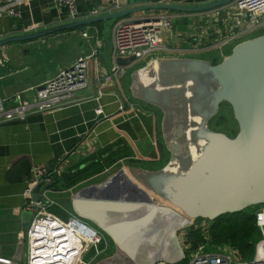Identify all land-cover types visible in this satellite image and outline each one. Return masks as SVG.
<instances>
[{"label": "water", "instance_id": "obj_1", "mask_svg": "<svg viewBox=\"0 0 264 264\" xmlns=\"http://www.w3.org/2000/svg\"><path fill=\"white\" fill-rule=\"evenodd\" d=\"M234 1L102 0L117 8L5 36L0 46L129 15L204 13ZM134 59L118 57L117 63L125 67ZM129 86L134 98L160 109V148L170 153L168 163L157 169L138 163L120 167L77 190L74 210L96 222L116 244L114 254L96 264H176L185 259L178 233L193 227L195 219L206 224L227 212L264 204V33L237 43L216 64L188 55L152 57L132 71ZM225 101L239 125L233 137L210 127ZM51 186L38 181L34 199ZM32 215L30 210L23 216L24 230Z\"/></svg>", "mask_w": 264, "mask_h": 264}, {"label": "crops", "instance_id": "obj_2", "mask_svg": "<svg viewBox=\"0 0 264 264\" xmlns=\"http://www.w3.org/2000/svg\"><path fill=\"white\" fill-rule=\"evenodd\" d=\"M98 1L77 0L80 17L90 16L95 7L100 11L117 8ZM153 1L198 5L213 0ZM4 3L6 0H0V5ZM17 8L20 15L16 18L21 20L22 29L14 30V18L8 17L4 11L0 12L3 37L71 21L69 9L55 0H23ZM235 11L233 3L204 13L164 10L162 16L178 20L176 24L172 21L161 33L164 50H161L163 55L160 56L198 57L194 54L215 51L216 55L209 60L219 62L227 55L224 46L241 37L227 40L230 35L227 26ZM133 17L137 16L124 19ZM117 21L119 19H109L0 46V94L7 108L15 105L13 99L17 93H21L26 102L34 103L38 84L54 78L79 56L97 51L89 60L88 88L78 91L71 102L53 110L32 108L22 117L0 118V255L18 262L26 261L27 242L19 236V232L24 230L23 216L31 210L26 202L25 189L36 176L38 167L45 166L50 171L60 167L61 173H64L93 155L122 146L129 149L131 156L117 160L112 167L94 177L106 174L115 166L119 169L131 163L157 162L163 158L166 149L160 148V109L127 96L119 78L104 80V76H110L114 61L113 27ZM83 32L89 35L85 37ZM99 83L104 92L100 99L103 113L100 114L97 112L99 102L95 98ZM74 152L85 153V159L72 161L70 158ZM94 177L73 188H63L67 191L80 189L91 184L88 181Z\"/></svg>", "mask_w": 264, "mask_h": 264}, {"label": "built area", "instance_id": "obj_3", "mask_svg": "<svg viewBox=\"0 0 264 264\" xmlns=\"http://www.w3.org/2000/svg\"><path fill=\"white\" fill-rule=\"evenodd\" d=\"M22 1L6 0V3L0 5V12H6L10 18L17 17L20 15L17 7ZM55 1L69 9L70 20L80 17L77 0ZM85 1L90 2V0ZM232 3L236 11L227 26L230 30L227 40L235 39L264 25V0H235ZM91 11L92 15L101 13L97 7ZM170 25L171 18L162 15L157 18L148 16L147 18L119 19L113 27L115 51L114 61L110 67L111 74L104 76V80L107 78L109 81L112 78L118 80L125 74V67L120 66L116 61L118 57L134 55L136 59H142L153 52L164 50L160 35ZM83 35L87 37L89 33L83 32ZM0 37H3L1 28ZM96 53L95 50L91 55L79 56L54 78L38 84L35 87L37 99L34 103L26 102L22 94L17 93L13 99L15 105L7 108L0 94V118L22 117L32 108L53 110L72 101L78 91L88 88L89 60ZM103 94L99 83V89L95 95L99 102L97 107L99 114L103 113V106L100 103ZM61 171L60 167L55 171H50L45 166L37 168L36 176L29 182L24 193L33 215L27 228L19 232V236L27 242L26 261L18 262L1 254L0 264H93L97 256L108 249V240L103 230L93 227L79 216L71 214L69 210L62 216L49 209L54 203L48 197L51 187L41 193L40 200H34L33 189L37 182L42 180L45 185L52 184ZM44 198L47 201H44ZM199 227L203 230L205 240L198 242L196 246L186 236L184 229L179 235L182 247L184 246L185 259L188 260L186 264H264V238L256 244L254 257L245 259L231 244H215L208 234V223L202 224L201 220ZM209 243L218 245L217 250L207 252ZM84 256L90 259L86 261Z\"/></svg>", "mask_w": 264, "mask_h": 264}, {"label": "trees", "instance_id": "obj_4", "mask_svg": "<svg viewBox=\"0 0 264 264\" xmlns=\"http://www.w3.org/2000/svg\"><path fill=\"white\" fill-rule=\"evenodd\" d=\"M12 26L14 30H21V20L14 17ZM261 33H264V31ZM129 156H131V152L127 147L122 146L116 149L113 147L106 149L98 155L89 157L86 162L75 165V167L71 168L68 172L56 175L51 185L53 186L56 181L59 180L66 189L73 188L78 183L90 179L94 177V175L102 173L106 169L112 167L117 160ZM260 205L264 204L247 206L242 211L227 212L226 214L218 216L216 219L207 220V231L212 241L218 245L229 243L234 246L245 259L253 258L256 244L262 239L259 230L261 217H258L253 210L248 209ZM184 230H186V236L193 242L194 246H196L198 242L205 240L203 230L199 227V224H194L193 227H187ZM187 261V259H184L179 263L186 264Z\"/></svg>", "mask_w": 264, "mask_h": 264}, {"label": "rangeland", "instance_id": "obj_5", "mask_svg": "<svg viewBox=\"0 0 264 264\" xmlns=\"http://www.w3.org/2000/svg\"><path fill=\"white\" fill-rule=\"evenodd\" d=\"M129 16H132V15H129ZM263 18H264V16H263ZM177 20L178 19L176 17H174V18L171 19V22L173 21V23L176 24ZM223 25H224V23L221 22V26H223ZM263 31H264V25L261 26V28H259V29L256 28L254 30L249 31L248 33L243 34L240 38L236 39L235 41H233V42H231V43H229L227 45H225L224 46V52L226 54H229L233 50L234 46L237 43L241 42L244 39L251 38V37H254L256 35H260L261 32H263ZM160 55H163V53L161 51H156V52L151 53L150 55H148L145 58L134 59L132 62L129 63V65L125 66L126 67V71H125L126 75L124 74L125 76L123 75L122 77H120L118 81L120 82V86H122V88L124 90V93L127 96L131 95V97H132L131 91L129 89V87H130L129 83L131 81V73H132V71H134V69L138 68L139 66H142L145 63H147L148 60L151 57L160 56ZM194 55H196L198 57H201L202 59H205V57H206V59L207 58L208 59H212L216 55V52L215 51H211V52H205V53H197V54H194ZM219 58H221V57H219ZM132 99L134 101H136L134 98H132ZM136 102H139V101H136ZM148 107H152V106L149 105ZM159 116L161 118V112L160 111H159ZM209 122H210V127L212 129L216 130V131H221V132H224V133L226 132L230 136H234L237 133L238 122L234 118L232 105L230 103L226 102V101L221 104L218 113ZM158 123H159V132L161 133L160 120H159ZM169 157H170V153L166 150L163 153V158L160 161H157V162L156 161L142 162V163H139V164L142 165L145 168L157 169V168H160V167L166 165L168 163ZM70 159L72 161H74V162H77L80 159L83 160V159H85V153H83V152H74V154L71 156ZM118 167L119 166H115L113 168V170L107 171L106 174H101L98 177L97 176L94 177V179L89 180L90 182L88 181V183L94 184V183H97L99 181L104 180L106 177H108V175H110V173L112 174V172L114 170H116ZM88 185H90V184H88ZM88 185H86V186H88ZM83 187H85V186H83ZM83 187H81V188H83ZM64 189L65 188H63V184L60 183L59 180H57L56 183L53 186H51V190L49 192L50 193L49 194V199L51 198L50 200L52 202H54V203L51 205L50 209L52 211L56 212V213L58 212V214H60L62 216L66 214L67 210H69V212L71 214H73L75 216L77 215L81 219H83V220L87 221L88 223H90L93 227H97L98 229H101L96 222L80 216L77 213V211L74 210L72 197L75 194V192L77 190H79V188L77 187L73 191H67V190H64ZM155 199L160 204H166V201H164L163 199L159 198L158 196H156ZM248 210H253L257 214L258 217H261V223L259 225V230H260V234L262 235V239H263L264 238V205H260V206H257V207L253 206V207H250ZM200 221H201V219H196L195 224H200ZM183 229H181L179 231L178 236L180 235V233H181V231ZM101 230H103V229H101ZM184 231L186 232V230H184ZM105 236H106V238L108 240L109 247L104 253H102V255L97 256L96 260L93 261V264H96L99 261H101L102 259L113 255L114 252H115L116 244H115L114 240L112 238H110V236L106 232H105ZM217 246L218 245H212V244L209 243L207 245L206 251L207 252L216 251L217 250ZM102 247L103 246H101V248ZM183 248H184V246H183ZM84 258L86 259V261L90 259L88 256H84Z\"/></svg>", "mask_w": 264, "mask_h": 264}, {"label": "flooded vegetation", "instance_id": "obj_6", "mask_svg": "<svg viewBox=\"0 0 264 264\" xmlns=\"http://www.w3.org/2000/svg\"><path fill=\"white\" fill-rule=\"evenodd\" d=\"M261 34H262V33H261ZM261 34H260V35H261ZM260 35H256V36H260ZM256 36H254V37H256ZM251 38H252V37H251ZM247 39H248V38H247ZM231 52H232V51H231ZM231 52H230V53H231ZM230 53H229V54H230ZM227 55H228V54H227ZM227 55H225V56H227ZM225 56H224V57H225ZM223 59H224V58H223ZM223 59H221L219 62H221ZM210 61H211V60H210ZM219 62H218V61H217V62H213V61H211L212 64H216V63H219ZM226 102H227V101H226ZM222 103H223V102H222ZM220 106H221V105H220ZM238 130H239V125H238ZM238 130H237V132H238ZM236 134H237V133H236ZM236 134H235V135H236ZM235 135H234V136H235ZM232 137H233V136H232Z\"/></svg>", "mask_w": 264, "mask_h": 264}]
</instances>
